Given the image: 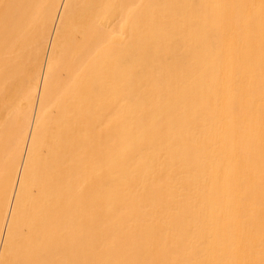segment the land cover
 Here are the masks:
<instances>
[{
	"label": "bare ground",
	"instance_id": "bare-ground-1",
	"mask_svg": "<svg viewBox=\"0 0 264 264\" xmlns=\"http://www.w3.org/2000/svg\"><path fill=\"white\" fill-rule=\"evenodd\" d=\"M0 264H264V0H0Z\"/></svg>",
	"mask_w": 264,
	"mask_h": 264
}]
</instances>
